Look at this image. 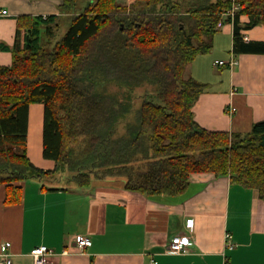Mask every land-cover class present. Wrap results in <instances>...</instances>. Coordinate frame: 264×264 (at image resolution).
<instances>
[{"label": "trees", "instance_id": "16d2710c", "mask_svg": "<svg viewBox=\"0 0 264 264\" xmlns=\"http://www.w3.org/2000/svg\"><path fill=\"white\" fill-rule=\"evenodd\" d=\"M61 1L62 16L32 20L12 64L0 66L7 204L21 197L13 184L44 176L61 182L64 170L80 188L124 178L126 189L148 196L183 194L192 175L212 174L264 200V121L245 135L203 128L193 108L207 85L184 77L198 55L211 51L217 23L234 4V53L264 52V43L245 44L241 35L264 25V0H135L128 7ZM34 104L44 108L43 156L56 163L53 171L27 154Z\"/></svg>", "mask_w": 264, "mask_h": 264}, {"label": "crops", "instance_id": "0c3cea01", "mask_svg": "<svg viewBox=\"0 0 264 264\" xmlns=\"http://www.w3.org/2000/svg\"><path fill=\"white\" fill-rule=\"evenodd\" d=\"M61 3L0 0V10L10 13L0 20V66L12 64L13 49L25 44L32 20L62 16ZM239 20L249 23L245 15ZM241 35L248 37L245 44L264 43V25L243 28ZM212 44L184 74L207 85L193 108L195 119L209 130L245 135L264 121V52L235 54L230 20ZM233 56L238 64L230 66ZM220 61L226 64L217 67ZM43 114L42 104L30 106L27 154L36 167L53 171L56 163L43 156ZM125 184L124 178H109L80 188L30 179L13 184L20 191L17 204L6 203L7 187L0 185V247L11 243L13 264H35L31 252L38 246L54 251L51 264H264V200L256 190L212 174L192 175L187 190L175 196H148ZM177 235L194 244L169 254ZM79 236L92 246L79 249Z\"/></svg>", "mask_w": 264, "mask_h": 264}, {"label": "built area", "instance_id": "2783aa9c", "mask_svg": "<svg viewBox=\"0 0 264 264\" xmlns=\"http://www.w3.org/2000/svg\"><path fill=\"white\" fill-rule=\"evenodd\" d=\"M239 6L234 4L233 7L230 9L224 11L221 15L220 21L217 23V29H220L225 21L230 20L234 21V18L236 16V13L239 11ZM10 13L6 9L0 10V20L3 17L9 16ZM244 41L248 40V37L246 35L243 36ZM226 63L223 61L216 62L215 65L218 66H224ZM230 66H234L238 64V59L234 56L232 57L231 61L227 63ZM194 244L193 239H191L188 236H181L177 235L173 237L171 242L169 243L167 247V252L169 254H181L188 251V248L191 247ZM226 244L228 248H233V242L232 237L230 234L226 235ZM92 241L90 238L85 236H79L77 239V247L81 250L91 247ZM11 243L5 242L0 247V264H13L12 255L10 254ZM63 254H68L67 251H64ZM31 255L34 259L35 264H51V258L55 255L54 251L47 246H38L34 248L31 252ZM151 264H157L156 261H152Z\"/></svg>", "mask_w": 264, "mask_h": 264}, {"label": "rangeland", "instance_id": "374dc122", "mask_svg": "<svg viewBox=\"0 0 264 264\" xmlns=\"http://www.w3.org/2000/svg\"><path fill=\"white\" fill-rule=\"evenodd\" d=\"M133 1H135V0H117V4L121 7H128L130 4L133 3ZM66 28H67V23L64 22L62 25L61 31H60V35L64 34ZM108 89L111 92L119 93V94L124 91L122 88H119L116 85H109ZM70 177H71V173H69L67 170H64V172H62V176H61L62 181L61 182L55 181V179H57V178H51V177H47V176L46 177L44 176L43 178H41V181H43L45 184H56L57 185V184L66 183V185H68V184L72 185L70 182H68Z\"/></svg>", "mask_w": 264, "mask_h": 264}]
</instances>
